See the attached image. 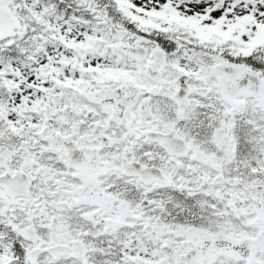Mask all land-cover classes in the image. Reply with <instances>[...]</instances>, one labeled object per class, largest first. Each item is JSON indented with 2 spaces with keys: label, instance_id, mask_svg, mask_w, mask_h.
Here are the masks:
<instances>
[{
  "label": "snow or ice",
  "instance_id": "1",
  "mask_svg": "<svg viewBox=\"0 0 264 264\" xmlns=\"http://www.w3.org/2000/svg\"><path fill=\"white\" fill-rule=\"evenodd\" d=\"M0 264H264V0H0Z\"/></svg>",
  "mask_w": 264,
  "mask_h": 264
}]
</instances>
